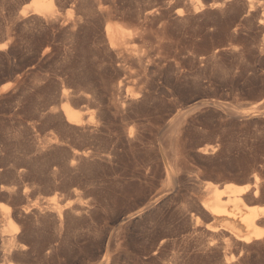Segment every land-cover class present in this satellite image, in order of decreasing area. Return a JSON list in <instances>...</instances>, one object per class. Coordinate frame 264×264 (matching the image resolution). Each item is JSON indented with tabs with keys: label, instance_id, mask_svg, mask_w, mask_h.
Wrapping results in <instances>:
<instances>
[{
	"label": "rangeland",
	"instance_id": "374dc122",
	"mask_svg": "<svg viewBox=\"0 0 264 264\" xmlns=\"http://www.w3.org/2000/svg\"><path fill=\"white\" fill-rule=\"evenodd\" d=\"M29 2L0 0V264H264V0ZM206 181L250 187L218 216Z\"/></svg>",
	"mask_w": 264,
	"mask_h": 264
},
{
	"label": "bare ground",
	"instance_id": "6f19581e",
	"mask_svg": "<svg viewBox=\"0 0 264 264\" xmlns=\"http://www.w3.org/2000/svg\"><path fill=\"white\" fill-rule=\"evenodd\" d=\"M199 2V1H198ZM199 4V3H198ZM54 6V0H30L29 3L24 5L22 9L19 11V16H27L29 14H38L45 15L48 13ZM197 8V6H196ZM106 35L110 40H118V43H122V41L128 42V35L130 36L131 30L126 28L125 26L118 24L114 26H108L106 29ZM130 41V40H129ZM132 41V40H131ZM5 46V44L1 43L0 48ZM64 112L66 114L67 120L71 123H77L79 121V115L74 112L68 105L65 106ZM248 113V111H247ZM205 151L204 149H202ZM255 193L258 191V182L259 179L255 180ZM250 184L246 185H238L235 183L228 184L227 188L230 190L229 197L226 199H222V195L224 193V189H220L218 184H215L211 181L205 182V188L209 190L211 193V197L208 201L204 202V207L213 215H231L232 213L228 210V206L232 205L233 207L239 208L243 202L242 193H244L247 189H249ZM259 193V192H258ZM257 193V194H258ZM0 209H3L2 205H6L4 203H0ZM258 213L254 210L247 212L242 217V222L246 227V234L241 236L240 238L244 241H249L252 238H259L264 235V231L258 228V222L260 217L258 218ZM9 229L4 230L8 234L7 239L11 242L13 240V232L10 227L13 226L12 222L9 221Z\"/></svg>",
	"mask_w": 264,
	"mask_h": 264
},
{
	"label": "water",
	"instance_id": "95a60500",
	"mask_svg": "<svg viewBox=\"0 0 264 264\" xmlns=\"http://www.w3.org/2000/svg\"><path fill=\"white\" fill-rule=\"evenodd\" d=\"M18 14V12L16 13V15ZM264 108V104L262 106H260V109H263Z\"/></svg>",
	"mask_w": 264,
	"mask_h": 264
},
{
	"label": "trees",
	"instance_id": "16d2710c",
	"mask_svg": "<svg viewBox=\"0 0 264 264\" xmlns=\"http://www.w3.org/2000/svg\"><path fill=\"white\" fill-rule=\"evenodd\" d=\"M11 49H13V47H11ZM20 63H22L21 61H19Z\"/></svg>",
	"mask_w": 264,
	"mask_h": 264
}]
</instances>
